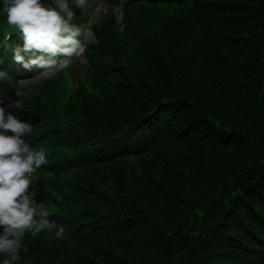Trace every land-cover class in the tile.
<instances>
[{"label":"trees","instance_id":"1","mask_svg":"<svg viewBox=\"0 0 264 264\" xmlns=\"http://www.w3.org/2000/svg\"><path fill=\"white\" fill-rule=\"evenodd\" d=\"M129 1L126 20L148 15L126 24L138 60L108 50L122 44L109 14L106 41L87 51L91 84L49 80L13 108L33 126L26 143L51 156L32 190L65 229L26 230L17 264H264V0ZM8 28L0 0L6 111L23 45ZM174 132L178 158L149 165Z\"/></svg>","mask_w":264,"mask_h":264},{"label":"clouds","instance_id":"2","mask_svg":"<svg viewBox=\"0 0 264 264\" xmlns=\"http://www.w3.org/2000/svg\"><path fill=\"white\" fill-rule=\"evenodd\" d=\"M88 0H3L7 24L16 29L23 45L13 49V60L24 70L36 72L34 78H46L70 66L86 50L84 34L87 29L72 23L73 7L84 9ZM3 59L0 58V64ZM7 73L0 70V80ZM19 99L9 107L24 109L27 97L16 92ZM0 98V254L3 264L20 260L23 234L27 230L35 238L43 230H55L63 239L65 229L48 219L51 213L31 194L30 177L47 161L44 149L36 150L24 137L33 126L6 112ZM11 133V134H9Z\"/></svg>","mask_w":264,"mask_h":264},{"label":"rangeland","instance_id":"3","mask_svg":"<svg viewBox=\"0 0 264 264\" xmlns=\"http://www.w3.org/2000/svg\"><path fill=\"white\" fill-rule=\"evenodd\" d=\"M90 4H91V2H88L87 6H89ZM104 9H106V6H104L103 3H99V7L91 15V18H90L91 22L94 19H98L99 15L101 14V12ZM100 10H101V12H100ZM153 10H155V9L152 8V11ZM130 15H132L129 18L130 21L133 20V19H138L139 20V19H142V18H147V16H148V15L143 14L141 12L134 13V11H131ZM153 19H155V18H153ZM118 20L120 22L122 21L121 15L119 16ZM200 21L202 22L203 18L200 19ZM152 22H153V20H151V23ZM160 25H164V24H159L158 26L160 27ZM86 29L88 31V34H87V37H86L87 38V42L94 40V36L92 35L91 30L88 29V28H86ZM198 36H199L198 40H201L202 35H198ZM129 48H132V46H130ZM116 53L119 55L118 51ZM93 56H96V55H93ZM116 59H120V56L116 55ZM89 63H90L89 59H87L85 57V52H84L81 57H79L77 59L73 58L72 63L67 68L72 69L74 77L76 78V76H77L76 69L77 68H82L84 65H86L85 68H87L88 70L91 71L92 67L89 65ZM59 71L54 72L52 75H50V76H48L46 78L37 79V78H34V76L36 75V72L34 73V76H32L26 70L23 69V71L20 74L19 80H18V84H17L18 87H17L16 92L19 91L20 93H22L25 96H27V98H29V97H31V94H32L33 90L30 91V89L26 88V86L29 87L30 85H33V84H31L33 82H41V81H45V80L53 79V78H56V80L58 81V78H61V75H60ZM64 76H66V75L64 74ZM27 89H29V90H27ZM33 89H34V87H33ZM33 95H34V93H33ZM15 100H17L16 99V95L12 98V101H15ZM170 114H172V111H169V115ZM175 136H176V132H174V139H170V140L164 142L163 144L157 146L154 152L149 153V154L154 155V157H155V158H152L150 160L151 163L149 165L154 164V163H158V164L164 166L166 164L165 162H167L169 159L176 160L178 158V153L181 150H183V146L186 143V141L184 140V138L175 139ZM149 154H147V155H145L144 157H141V158H143V159H145L147 161ZM165 167H167V166H165ZM86 168L87 167H85V168L83 167L81 169H78L76 171V173H75V177L74 176H70L67 179V180H69V183L71 184V186H73L74 190L76 188L75 183L79 179V176H81L83 174V170H84L85 173H87L86 172ZM156 170H157V167H151V168L148 169V172L152 173V172H154ZM74 190H73V193H76L77 191L76 190L74 191ZM74 201H75V199H74ZM71 213H76V212L71 211ZM86 213H85V217H86ZM81 228L82 227L80 226V229ZM79 232H81V231L79 230ZM51 238H55V237H48L47 239H44V240H45V242L50 243L51 242Z\"/></svg>","mask_w":264,"mask_h":264}]
</instances>
